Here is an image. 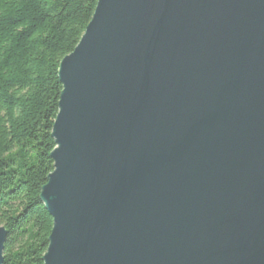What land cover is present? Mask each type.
Returning <instances> with one entry per match:
<instances>
[{"label":"water","instance_id":"1","mask_svg":"<svg viewBox=\"0 0 264 264\" xmlns=\"http://www.w3.org/2000/svg\"><path fill=\"white\" fill-rule=\"evenodd\" d=\"M58 78L43 264H264V0H97Z\"/></svg>","mask_w":264,"mask_h":264},{"label":"trees","instance_id":"2","mask_svg":"<svg viewBox=\"0 0 264 264\" xmlns=\"http://www.w3.org/2000/svg\"><path fill=\"white\" fill-rule=\"evenodd\" d=\"M96 3L0 0L2 264H43L52 217L39 196L53 171L59 64L79 43Z\"/></svg>","mask_w":264,"mask_h":264}]
</instances>
